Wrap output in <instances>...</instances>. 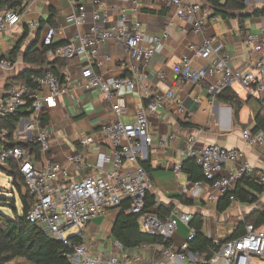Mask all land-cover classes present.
Masks as SVG:
<instances>
[{
    "label": "built area",
    "instance_id": "2783aa9c",
    "mask_svg": "<svg viewBox=\"0 0 264 264\" xmlns=\"http://www.w3.org/2000/svg\"><path fill=\"white\" fill-rule=\"evenodd\" d=\"M26 1L27 8L35 2ZM82 1L68 0L72 13L66 17V22L75 28L72 40L50 49L55 45V31L51 28L47 30L43 40L44 47L49 48L46 52L48 58L67 61L85 59L86 66L79 78L74 83L69 80L61 83L57 77L48 73L31 79L37 86L33 91L22 83L11 86L5 90L0 100V118L14 115L22 109L28 112V117L19 120L13 136L18 140H27L28 135L33 134L41 154L49 151V129L42 124V115L55 108L57 100L68 95L76 85L83 91H99L105 102L109 103L115 119L102 125L98 134L80 139L81 146H94L97 152L96 173L64 187L56 185L60 173L57 164L46 162L37 168L28 150L0 145V168L7 167L11 162L16 163L27 194L33 201L26 214V221L42 229L47 237L68 247L70 252L67 258L71 264H264V207L260 209L262 223H244L241 235L226 241L223 238L214 240L209 256L189 251V242L195 236L190 229L181 245L173 244L172 238L178 226L188 227L193 216L184 210V204L179 199L162 218L155 213L160 206L156 198L152 211H148L147 197L153 196V183L150 174L141 166V162L147 160L149 152L155 147L149 132L148 115L155 113L165 101H172L176 115L185 118L187 113L182 100L171 91L158 94L150 97L147 104L138 105L135 122L121 121L124 115L121 93L136 90L143 81L139 70L141 64H148L156 54L161 53L169 38L168 27L165 26L162 34L145 39L140 23L130 21L131 14L139 12L142 6L169 8L179 19L191 17L193 32L197 34H202L209 22L218 23L219 17L213 15L209 8L191 0H145L143 3L140 0H125L126 5L118 2L107 5V0H89L93 8L90 27L87 33L82 34L80 27L86 22ZM22 15L12 11L0 13V35L17 26ZM113 17H116V22L111 23ZM37 26L31 24L29 27ZM111 40L120 43L133 62L129 67L130 77L104 78L95 72L105 62L100 57V50ZM245 43L252 53L260 54L264 50V40L257 35H247ZM195 57L207 61V65L194 69L192 60L182 56L173 66V72L182 81L194 86L218 78L207 88L213 99L233 84H239L248 93L264 91V60H255L252 70L248 72L233 69L224 44L214 38L205 39L202 46L195 50ZM0 68L10 70L12 64L0 60ZM159 79L162 81L164 76L159 74ZM7 135L6 130H0L1 141ZM100 138L109 142V153L104 147L97 145ZM173 138V135L168 139L163 137L156 143V147L166 148L168 140ZM242 140L248 148L264 146V132L244 130ZM195 144L196 137L189 136L183 144V153H187L199 167L204 180L181 186L180 197L196 201L203 184L209 183L212 193L207 196V201L216 203L219 196L231 195L235 184L242 177L255 176L254 168L246 160L243 151L218 145L197 149ZM78 158H71V161L78 163ZM180 172L181 164L175 165L173 175L177 177ZM255 179L263 189L257 197V202L260 203L264 197V173H258ZM230 202V206L239 205L233 196L230 197ZM124 204L127 205L124 211L126 215L139 217L138 227L142 234L159 237L168 244L125 249L111 238L113 251L104 253L97 250L94 242L86 243L82 230L93 219L104 216L108 211L118 210ZM71 229L76 231L65 237Z\"/></svg>",
    "mask_w": 264,
    "mask_h": 264
},
{
    "label": "crops",
    "instance_id": "0c3cea01",
    "mask_svg": "<svg viewBox=\"0 0 264 264\" xmlns=\"http://www.w3.org/2000/svg\"><path fill=\"white\" fill-rule=\"evenodd\" d=\"M145 0H140L143 3ZM194 3L203 5L201 0H191ZM86 22L80 27V32L85 34L90 27V20L93 8L89 0H83ZM118 2L126 5L125 0H109L107 5ZM264 6V5H263ZM261 6V7H263ZM247 10L253 11L256 8ZM50 9L55 15L54 24L48 22ZM143 9L154 11L149 13ZM4 11L0 9V13ZM72 13L68 0H35L29 4L24 11L21 22L12 30L0 35V60L12 64L10 70L0 68V100L4 96L9 81L30 69L23 61L24 52L34 43L35 49L41 51L44 48L43 40L48 29L55 31V45L61 46L72 40L75 28L66 22V17ZM218 23L209 22L202 34L193 32V19L187 17L179 19L174 11L160 6H142L140 11L130 16L132 23L139 22L144 38L163 33L167 26L168 40L164 43L161 53L156 54L148 64H141L140 73L143 81L140 82L132 93H121L124 105V115L121 117L123 123L135 122L136 109L139 104H145L150 97L163 94L167 91L173 92L175 97L182 100L183 107L187 113L186 117L177 116L175 105L172 101H165L161 108L155 113L149 114V132L153 137L155 147L149 152L148 169L153 183V196L160 205L172 207L179 196L181 185L189 183L188 175L181 171L175 177L173 169L175 165L182 164L190 159L187 153H183V144L189 136L196 137L195 147L201 149L208 145H218L227 149H238L243 151L246 160L254 168V177L258 173H264V146L248 148L242 140L244 130L253 131L257 126L256 118L258 113L264 116V91L261 93H248L239 84H233L230 89L241 101L242 106L238 114V122L233 119V108L230 104L215 101L207 92L208 84L215 83L218 78H212L204 84L192 85L182 81L173 72V66L177 64L182 56L192 60V67L200 69L207 65V61L196 58L195 50L202 46L205 39L214 38L224 44L225 49L231 58V67L236 70L251 71L255 60H264V50L260 54L250 51L245 43L249 34L257 35L264 40V17L249 18L244 23L245 32H241L236 18H219ZM116 22V17L111 23ZM31 24H37L30 28ZM19 45V50L12 61L8 57L11 51ZM47 57V56H46ZM101 59H105L103 67L96 73L104 78L130 77L129 55L124 51L122 45L114 40L106 43L100 50ZM49 61L55 58H48ZM85 59L68 61L60 70L64 81L74 83L79 78L81 71L85 68ZM34 69V68H33ZM159 74L164 76L161 81ZM43 115L46 116L49 129V151L41 154L34 162L37 168L42 167L46 162H52L60 167V173L56 185L64 187L71 182H78L87 176L96 173L97 152L94 146L83 147L80 139L92 134H98L102 125L114 121L109 103L105 102L101 93L96 90L83 91L78 85L73 87L71 92L57 100V105L49 109ZM25 118V117H23ZM261 131V130H260ZM254 132V131H253ZM263 132V131H261ZM167 147L160 149L156 143L163 137L169 138ZM13 142L23 144H36L34 135L29 134L27 140H18L12 136ZM101 145L109 153V142L100 140ZM79 157L78 163L71 161V158ZM76 164L79 166L77 167ZM181 177L183 179H181ZM184 181V184L182 182ZM191 183V182H190ZM212 193L209 183H204L199 198L191 206H183L185 211L203 216V228L206 237L214 241L224 238L233 231V224L241 222L253 211H260L264 207L262 201L251 205L240 204L230 206L223 213L217 212L216 203L207 201V196ZM118 211H108L104 216L92 220L86 227L90 236H100L106 232L110 236V230ZM113 214V217L108 218ZM109 219V220H108ZM232 225L228 231L218 224ZM189 228L179 225L172 238L175 246L183 243Z\"/></svg>",
    "mask_w": 264,
    "mask_h": 264
},
{
    "label": "trees",
    "instance_id": "16d2710c",
    "mask_svg": "<svg viewBox=\"0 0 264 264\" xmlns=\"http://www.w3.org/2000/svg\"><path fill=\"white\" fill-rule=\"evenodd\" d=\"M107 1L109 2V0ZM201 1L203 2L204 7L209 8L213 15L218 16L219 18H236L239 23L240 30L243 33L246 31L244 23L247 19L264 17V6L256 8L251 12L247 11L246 2L248 0ZM26 8V0H0V9L4 12L12 11L18 14H23ZM142 11L154 13V11L146 9H143ZM54 21L55 15L50 9L48 22L53 25ZM56 47L58 46L54 45L51 46L50 49H54ZM18 50L19 45H17L16 48H14L9 54V61L14 59ZM47 50H49V48L44 47L41 51H39L35 49L34 43L30 45L24 52L23 56L24 63L29 66L30 69H27L21 75L10 80L9 86H6V90L13 85L22 83L25 84L30 91H33L37 88V86L31 82V79L43 77L48 73L53 74L62 83L64 81V77L60 73V70L64 68L68 61L59 58L49 61L46 57ZM204 83L206 82L200 84ZM214 99L220 103L230 104L233 108V119L235 122H238V114L242 103L230 89H224ZM27 103V105H29V102ZM147 103L145 102V104ZM28 116L29 113L22 109L14 115L0 118V130H6L8 133L4 141L0 140V145H5L7 148L20 147L26 149L29 151L35 162L36 159L39 158L38 145L15 143L12 138L19 120ZM41 121L43 125H47L48 123L45 115H42ZM256 123L257 126L253 131L257 132L261 130L264 132V116L262 113H258ZM148 163L149 157L146 161L141 162V166L147 172H149ZM181 171L188 175L189 182L204 180L201 170L195 165L192 159H187L181 164ZM0 172L4 173L6 177L9 178L12 189L15 190L19 196L22 208V215L20 217L17 216L9 218L0 213V264H11L12 262H23L25 264H71L67 258V254L70 252L68 247L64 246L55 239L47 237L42 229L26 221V214L33 205V201L27 194L24 180L19 173L17 164L11 162L7 167L0 168ZM22 186L25 190L24 193L21 191ZM262 192L263 189L257 184L254 176H244L235 184L231 195L227 194L219 199L216 206L217 212L223 213L230 207L231 196H233L240 204L251 205L257 202V197ZM177 198L185 206H191L194 204V202L187 200L186 198L180 196ZM153 204L154 196L149 195L147 197L148 211H152ZM10 207L14 212H16L13 205ZM126 208L127 205L124 204L120 209L116 210L118 212L110 230V238L119 242L125 249H134L141 245L168 244L159 237L142 234L138 227L139 217L137 215H126L124 212ZM170 209V206L160 205L155 213L162 218L168 214ZM262 222V213L259 210L253 211L241 222L234 223L232 233L224 236L223 240L226 241L241 235L243 233L242 227L244 223L259 224ZM188 227L195 235L194 239L189 242V251L192 253L199 252L203 255L209 256V249L214 247V243L206 237L203 228V216L200 214H194Z\"/></svg>",
    "mask_w": 264,
    "mask_h": 264
},
{
    "label": "rangeland",
    "instance_id": "374dc122",
    "mask_svg": "<svg viewBox=\"0 0 264 264\" xmlns=\"http://www.w3.org/2000/svg\"><path fill=\"white\" fill-rule=\"evenodd\" d=\"M263 5H264V0H248L247 10L253 9L255 6L261 7ZM181 179L183 178L181 177ZM182 184H184V181L182 182ZM21 191L22 193L25 192L23 186L21 188ZM11 205L15 207L16 212H14L11 209L10 207ZM0 213L9 218H14L17 216L20 217L22 215V208H21L19 196L17 192L12 189V185L10 183L9 178L6 177V175L2 172H0ZM112 217H113V214L112 215L110 214L108 216V218L110 219ZM217 223L221 225V223L223 222L217 221ZM222 226L225 228V231H228L232 225L230 224V222L229 223L227 222L225 224L223 223ZM75 231H76L75 229H71L68 233L65 234V237L70 236ZM82 231H83V235H84L86 243L94 242L97 247V250L99 249L100 252L110 253L111 251H113L112 250V239L106 237V232H104L100 236L96 235L95 237L92 238V237H89L90 232L87 227H85ZM106 244L107 246H105ZM11 264H25V263L12 262Z\"/></svg>",
    "mask_w": 264,
    "mask_h": 264
}]
</instances>
